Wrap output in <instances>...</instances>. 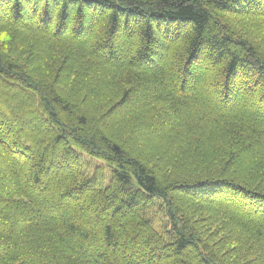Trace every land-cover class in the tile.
<instances>
[{
  "label": "trees",
  "instance_id": "trees-1",
  "mask_svg": "<svg viewBox=\"0 0 264 264\" xmlns=\"http://www.w3.org/2000/svg\"><path fill=\"white\" fill-rule=\"evenodd\" d=\"M0 80V264H264V0H0Z\"/></svg>",
  "mask_w": 264,
  "mask_h": 264
},
{
  "label": "rangeland",
  "instance_id": "rangeland-1",
  "mask_svg": "<svg viewBox=\"0 0 264 264\" xmlns=\"http://www.w3.org/2000/svg\"><path fill=\"white\" fill-rule=\"evenodd\" d=\"M26 22L28 23L27 20H26ZM62 35H68V33L67 32L66 33H62ZM87 40H88V37H87ZM124 47H125L124 45H120L119 48H118L119 52L123 51ZM160 66L161 65L158 64V67H160ZM0 85H1L2 90L12 88V87L6 85L5 83H3L1 80H0ZM192 90L195 93H197V95H195V97H198V98L199 97H205L210 103V108L213 109L214 111L217 110L223 115H227V114L235 112V109H230V108L228 109V108H224V107L219 106L216 103L215 97H213L211 94H209L207 89L203 88L201 86V84H195L192 87ZM3 105L5 107H7V103H3ZM237 109H243V107H238ZM246 110H247V112H245V114H244L245 117L254 118L256 120L261 118V120L264 121V116L260 112H258V110H254L251 107V105L247 106ZM1 113L5 117L3 111H1ZM60 116H61V118H64V114L61 113ZM26 123H27L26 120H22L20 123L17 124L16 130L20 131V132H27V130L25 131ZM263 124H264V122H263ZM258 130L264 135V127H258ZM85 158H86V160H85L86 165H85V167L83 169V173H85L84 176H86L89 179L97 177L98 175H97L96 169L98 167H103V171H104L103 176L104 177L108 176L109 168L101 160L93 158V157H91L89 155L85 156ZM17 165L18 166H22L23 165L22 160H17ZM0 168H1V165H0ZM2 174H3V171L0 173V178H1ZM41 180L42 181H40L39 185H37V187H36V193L33 194V199L35 200L36 204H38L40 206H43V207H45L47 205L60 207V206H62L60 203H63V202L68 203L69 202L68 201L69 199L68 200L66 198L55 199L48 192H43L42 193L43 190L47 189V184L45 183L44 179H41ZM23 184L26 185L27 187H30V185H27L28 183L27 184L23 183ZM212 193H217L216 195L219 198H221L224 195V193H226V192L223 191V190H220V191L211 190V191L207 192V194H212ZM211 200L216 201L215 199H211ZM158 202H159L158 200L154 201L155 207L153 209L150 208L147 211L146 217L150 219V221L152 222V224H153L155 229H157L158 231H164V230L168 229V227H167V223H166V220L164 218L163 213L158 211V209H159ZM222 205L225 206L224 203ZM106 216H108V214L103 215V216L101 215L100 218H103V217H106ZM262 219L264 220V218H262ZM136 246L137 247L132 248V250L130 251V255L129 256L123 255L122 252H121L122 249L118 250V254L124 256L126 259H130V263L131 264H154L156 261L160 260V259L156 258L151 263H141L140 260L138 259V256H139L140 253L145 252V250H146L145 248L147 247V245L142 244L139 241V242H137Z\"/></svg>",
  "mask_w": 264,
  "mask_h": 264
},
{
  "label": "bare ground",
  "instance_id": "bare-ground-1",
  "mask_svg": "<svg viewBox=\"0 0 264 264\" xmlns=\"http://www.w3.org/2000/svg\"><path fill=\"white\" fill-rule=\"evenodd\" d=\"M263 55V54H262ZM259 112V111H258ZM260 120H261V118H260ZM206 154V153H205ZM199 162V161H198ZM234 164V163H233ZM234 168V167H233Z\"/></svg>",
  "mask_w": 264,
  "mask_h": 264
}]
</instances>
